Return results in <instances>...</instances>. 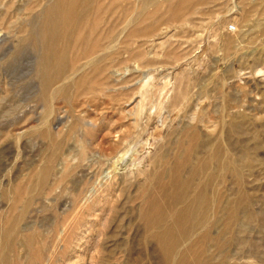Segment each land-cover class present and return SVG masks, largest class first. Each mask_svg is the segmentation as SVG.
<instances>
[{"label":"rangeland","instance_id":"374dc122","mask_svg":"<svg viewBox=\"0 0 264 264\" xmlns=\"http://www.w3.org/2000/svg\"><path fill=\"white\" fill-rule=\"evenodd\" d=\"M174 1L148 6L137 24L147 26L141 58L127 59L121 37L111 61L49 97L31 36L48 0H0V264L203 263L186 248L190 234L169 255L157 251L142 216L159 199L157 153L176 149L184 124L215 136L221 116L245 117L253 167L243 170L248 203L222 264H264V2L200 0L178 25L165 13ZM79 51L70 43L68 68L86 60ZM236 188L226 176L225 193Z\"/></svg>","mask_w":264,"mask_h":264},{"label":"bare ground","instance_id":"6f19581e","mask_svg":"<svg viewBox=\"0 0 264 264\" xmlns=\"http://www.w3.org/2000/svg\"><path fill=\"white\" fill-rule=\"evenodd\" d=\"M136 1L137 6L133 0H48L41 12L40 25L31 36L41 50L39 72L43 78V90L46 93L49 91V97L52 93L67 90L77 72L89 64L111 61L112 47L121 37L127 43L122 51L127 54V59L141 58L143 54L139 48L142 44L139 45L137 39L144 37L147 26L138 27L137 24H141L148 6L156 7L159 0ZM199 1L175 0L169 3L165 13L168 19L183 25L190 19ZM116 13L118 15L112 19ZM259 31L264 34V25ZM70 43H79L78 57L86 60L80 65L72 60L68 68L63 58ZM134 45L137 47L133 48ZM256 62L257 58H254ZM145 74L142 84L139 82L142 86L148 81ZM58 82L61 83L55 89L51 88ZM245 125V117L240 116L226 123L221 116L215 136L205 138L197 126L184 124L176 149L170 153H157L153 179L160 185L159 199L150 198L146 212L142 214L148 237L154 239L157 251L169 255L177 243L190 234V243L186 248H196L203 258L201 264H213L214 255L221 256V264L225 262L228 257L226 246L235 238L234 226L248 203L243 170L252 166L248 151L251 146L243 132ZM238 141L244 145L236 146ZM253 149H261L260 144L256 142ZM226 176H231L237 184L235 191L229 194L224 190ZM214 180L216 185L218 183L216 187H213ZM210 189L215 191L216 198L209 193ZM201 225L205 228L203 233L198 230ZM173 226L182 228L174 233ZM213 228L215 233L212 232ZM207 241H211L210 246L198 245ZM179 261L178 264H182L184 259Z\"/></svg>","mask_w":264,"mask_h":264},{"label":"built area","instance_id":"2783aa9c","mask_svg":"<svg viewBox=\"0 0 264 264\" xmlns=\"http://www.w3.org/2000/svg\"><path fill=\"white\" fill-rule=\"evenodd\" d=\"M228 29L233 31V30H235V27H234V25H229Z\"/></svg>","mask_w":264,"mask_h":264}]
</instances>
